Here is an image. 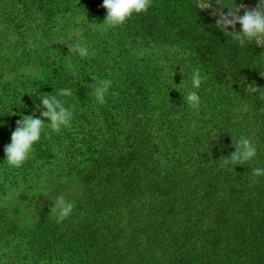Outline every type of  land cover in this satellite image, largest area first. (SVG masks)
Returning <instances> with one entry per match:
<instances>
[{
  "label": "rangeland",
  "instance_id": "374dc122",
  "mask_svg": "<svg viewBox=\"0 0 264 264\" xmlns=\"http://www.w3.org/2000/svg\"><path fill=\"white\" fill-rule=\"evenodd\" d=\"M166 1L152 0L147 12L113 29L102 24L103 0H0V264H116L105 253L109 233L133 221L145 201L107 199L113 188L103 177L117 166L127 179L136 165L161 166L159 154L158 161L149 158L161 151L167 122L184 130L182 140L201 128L203 116L238 123L264 116L261 94L248 90L264 89V47H241L218 30L215 0L207 10L195 0H177L175 9ZM221 2L243 15L258 0ZM76 43L88 47V57L69 56ZM246 52L254 53L253 66L237 69ZM197 68L202 82L193 89ZM105 79L111 86L99 104L89 85ZM60 89L72 92L60 97L73 111L70 126L59 133L45 127L29 159L9 167L4 147L17 121L42 118L39 96ZM189 90L200 96L198 109L184 100ZM60 195L74 208L57 222L49 214ZM125 264L147 263L135 257Z\"/></svg>",
  "mask_w": 264,
  "mask_h": 264
},
{
  "label": "trees",
  "instance_id": "16d2710c",
  "mask_svg": "<svg viewBox=\"0 0 264 264\" xmlns=\"http://www.w3.org/2000/svg\"><path fill=\"white\" fill-rule=\"evenodd\" d=\"M176 3L165 5L175 9ZM253 56L244 53L237 69L248 71ZM201 124L181 140L184 130L167 122L164 137H158L161 151L149 158L161 166L141 171L134 165L128 179L117 166L103 177L113 188L107 199L145 201L137 204L133 221L109 233L116 242L105 253L116 264L135 257L147 264H264V176L252 175L254 168H264V116L238 123L210 115ZM241 136L251 140L256 156L222 167L221 158L235 152L232 138Z\"/></svg>",
  "mask_w": 264,
  "mask_h": 264
},
{
  "label": "clouds",
  "instance_id": "9594fccd",
  "mask_svg": "<svg viewBox=\"0 0 264 264\" xmlns=\"http://www.w3.org/2000/svg\"><path fill=\"white\" fill-rule=\"evenodd\" d=\"M195 2L201 10H207L214 5L212 0H195ZM151 5L152 0H103L102 7L106 10V17L102 24L106 28L113 29L123 26L134 14L147 12ZM215 5L220 6L217 12L219 19L216 21L218 30L230 36L241 47L245 46L246 43L253 42L255 45L264 47V0H258L256 7L252 10L245 8L243 15L239 14L240 8L236 4L226 8L227 11H225L221 0H215ZM237 25L240 26L239 31H235ZM229 28L233 31H226ZM68 50L69 56L74 54L81 58L89 56L88 47L82 43H76L68 47ZM201 82L200 70L194 69L191 77L192 88L198 89ZM110 86L111 81L107 79L97 80L89 85L91 95L99 104L105 103V97ZM179 86H182V83ZM248 90L253 93L259 92L261 99H264V89L252 84L248 86ZM71 94L70 89H60L56 94L40 95V104L36 105V111L40 113L42 118H34V116L29 115L22 116L17 121L16 128L11 134V143L4 147L5 163L9 167L20 168L29 159L33 146L39 142L45 127L59 133L63 127L70 126L73 111L64 106L60 97L71 96ZM184 100L192 109H198L201 103L200 96L195 90H189ZM45 120L50 121V123L46 124ZM232 141L235 152L227 158H221L222 167L243 165L253 160L257 151L249 138L241 136L238 139L232 138ZM252 175L253 177L264 176V168H254ZM53 204L54 207L51 208L49 215L55 217L57 222H62L68 218L74 208V204L67 201L63 195L56 197Z\"/></svg>",
  "mask_w": 264,
  "mask_h": 264
}]
</instances>
